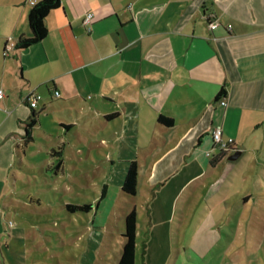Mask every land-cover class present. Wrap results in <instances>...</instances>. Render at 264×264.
I'll return each instance as SVG.
<instances>
[{
	"label": "crops",
	"instance_id": "1",
	"mask_svg": "<svg viewBox=\"0 0 264 264\" xmlns=\"http://www.w3.org/2000/svg\"><path fill=\"white\" fill-rule=\"evenodd\" d=\"M7 38L16 44L4 55ZM0 88V236L5 212L15 208L7 187L15 188L21 154L34 140L22 144L32 112L24 95L36 89L37 122L41 112L61 108L87 114L83 128L121 162L117 188L130 210L150 202L148 219L144 209L136 213V256L138 228L156 230L171 202L184 209L199 178L222 174L235 150L248 156L252 171L264 165V0H0ZM215 126L234 139L230 151L212 146ZM62 153L61 145L50 150L56 168ZM132 160L136 193L127 196L121 183ZM0 245L8 248L6 236Z\"/></svg>",
	"mask_w": 264,
	"mask_h": 264
},
{
	"label": "rangeland",
	"instance_id": "2",
	"mask_svg": "<svg viewBox=\"0 0 264 264\" xmlns=\"http://www.w3.org/2000/svg\"><path fill=\"white\" fill-rule=\"evenodd\" d=\"M86 118L62 108L39 114L19 180L7 187L15 208L3 210L0 238L9 245H0V264H116L131 205L117 188L121 162L100 148L95 131L83 128ZM58 145L62 166L56 168L50 150ZM248 159H228L222 174L204 173L184 209L166 205L156 230L139 227L135 264H264V165L252 171ZM103 184L107 193L96 207ZM66 203H90L92 210L69 212ZM141 203L137 211L148 219L150 202Z\"/></svg>",
	"mask_w": 264,
	"mask_h": 264
},
{
	"label": "trees",
	"instance_id": "3",
	"mask_svg": "<svg viewBox=\"0 0 264 264\" xmlns=\"http://www.w3.org/2000/svg\"><path fill=\"white\" fill-rule=\"evenodd\" d=\"M224 94V91L221 90L219 93V97ZM218 98V97H217ZM31 116L23 123L24 129V136L22 137V144L26 146L27 144L33 140L32 129L35 123H37V115L31 109ZM159 122L172 125L173 121L171 117L166 116H158ZM211 163H216L217 160L212 158ZM137 169L138 165L136 161L132 160L129 162L127 169L125 170L123 181L121 183V190L123 193L127 194V196H134L136 193V184H137ZM104 187L101 190V195L99 197L102 198L104 196ZM91 207V204H81V205H74L66 203V209L69 212H73L76 209H81L84 212L88 211ZM137 211L135 208H132L129 212H126L124 215V226L122 231V236L124 238L121 255L116 262V264H134V256H135V241H136V227H137Z\"/></svg>",
	"mask_w": 264,
	"mask_h": 264
},
{
	"label": "built area",
	"instance_id": "4",
	"mask_svg": "<svg viewBox=\"0 0 264 264\" xmlns=\"http://www.w3.org/2000/svg\"><path fill=\"white\" fill-rule=\"evenodd\" d=\"M91 22H92V14L90 11H87L83 17V23L87 30H89L90 28L89 24H91ZM208 25L210 29L214 28L217 25V21L216 20L210 21ZM15 44L16 42H14V40H12L11 38H7L6 44L3 50V54L7 55L8 51L11 50L15 46ZM2 93H3V90L0 88L1 97H2ZM53 93L55 96L60 95V92L58 89H54ZM41 97H42L41 93L37 91L36 89H31L24 95V99L26 103L28 104V106L30 107V109H36L38 107ZM217 102L219 104L224 105L226 103V99H224L223 97H220L217 100ZM211 135H212V140H213L212 146L215 147V149H218L221 152H227L232 149V146L234 144V139L230 136L224 137L222 134V128L220 126H215L211 130Z\"/></svg>",
	"mask_w": 264,
	"mask_h": 264
},
{
	"label": "water",
	"instance_id": "5",
	"mask_svg": "<svg viewBox=\"0 0 264 264\" xmlns=\"http://www.w3.org/2000/svg\"><path fill=\"white\" fill-rule=\"evenodd\" d=\"M240 154V150H235L231 155H228V159L232 160V159H236Z\"/></svg>",
	"mask_w": 264,
	"mask_h": 264
}]
</instances>
